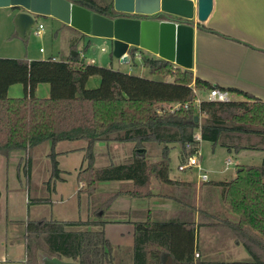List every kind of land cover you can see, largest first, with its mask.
<instances>
[{"label":"trees","instance_id":"trees-1","mask_svg":"<svg viewBox=\"0 0 264 264\" xmlns=\"http://www.w3.org/2000/svg\"><path fill=\"white\" fill-rule=\"evenodd\" d=\"M66 1L107 19L138 17L117 12L114 0ZM155 17L168 19L165 14ZM63 30L78 34L79 42L86 37L66 24ZM138 52V48L130 50L133 62ZM141 60L151 76L163 80L80 65L79 54L61 61L0 58V159H9L14 151H25L32 161L30 155L40 148L51 145L54 150L61 142L83 140L88 146L86 167L77 175L78 184H83L81 193L98 196L99 183H123L118 191L99 194V210L108 209L123 195L152 198L157 182L187 188L186 200L170 197L193 215L203 217L206 212L200 208L196 184L170 180L171 150L179 146L183 157L195 155L200 148L199 134L202 141L220 145L229 153H264V102L244 93L240 94L245 98L242 101L205 100L198 107L195 91L204 93L220 87L168 61L143 56ZM93 76L102 79L98 90L86 87ZM14 84L24 86V97L8 98V88ZM40 84H51L50 98L35 96ZM177 104L181 105L177 110L165 109ZM97 143L133 145L129 162L97 168ZM212 184L221 188L225 207L238 217L232 220L219 216V223L250 253L248 264H264V161L260 166H238L234 180ZM104 226L103 221L28 220L25 264H40L42 254L77 264L112 263L121 248L109 242ZM198 226L195 220L136 222L133 264H164L167 256L172 264H200L194 259Z\"/></svg>","mask_w":264,"mask_h":264},{"label":"crops","instance_id":"crops-1","mask_svg":"<svg viewBox=\"0 0 264 264\" xmlns=\"http://www.w3.org/2000/svg\"><path fill=\"white\" fill-rule=\"evenodd\" d=\"M18 11L19 9L15 10L14 18ZM170 18L173 19V17ZM172 19L157 18L154 20L178 23ZM188 26L193 28L192 34L185 31L180 37L175 30H168V33L160 29L157 30L153 38L150 39L151 45L156 48V51L138 48L137 54L140 57L137 56L134 62L130 58L128 64L140 65L142 56L168 61L175 68L190 71L195 77L214 86L228 91H236L239 94H250L264 102V0H214L213 11L206 22L200 23L195 19ZM88 38L90 37L85 39ZM29 61H33V59H29ZM141 69L149 71L143 67ZM113 70L125 73L120 69ZM90 81H94L92 82L94 86H89ZM14 85H18L16 86L17 93L23 91V95L11 97L9 92L13 85H10L7 91L8 98L24 97V86L22 84ZM101 85L102 79L96 76L88 80L86 87L87 89L92 88L90 90H98ZM39 86L45 87L43 88L45 93L35 96L40 99L50 98L51 84H40ZM240 97L245 100L243 99L244 95H240ZM262 155L261 165L264 161L263 152ZM178 173L180 174L171 171L170 180L180 184H196L201 200L200 208L206 212L203 217L199 213L193 215L191 210L183 208L180 201L175 199L186 200L189 195L187 188L183 189L177 185H161L154 182V197L135 199L123 195L118 197L106 210H99L101 205L99 194L107 193L99 190L100 183L98 184V196L86 194L94 212L92 219L81 222H105L106 238L115 248H121L118 255L113 257V262L109 264H133L136 222L159 223L172 220L183 223L195 220L196 224H199L196 228L197 245L194 259L200 264H248L251 260L250 253L242 244L237 243L227 227L218 221L220 217L232 220L238 218L225 207L221 188L213 185L212 181L200 182L199 175L196 180H190L182 177L181 173L183 172H180L179 169ZM235 178L236 174L216 183L229 182ZM82 188L83 184H79V193ZM170 196H175V198ZM116 206L118 207L115 208ZM116 211H118L117 214H121L122 219L113 217V212ZM164 264H172V258L167 256L164 259Z\"/></svg>","mask_w":264,"mask_h":264},{"label":"rangeland","instance_id":"rangeland-1","mask_svg":"<svg viewBox=\"0 0 264 264\" xmlns=\"http://www.w3.org/2000/svg\"><path fill=\"white\" fill-rule=\"evenodd\" d=\"M14 13L15 10L11 8H0V58L61 61L64 57L79 54L80 65L113 67L129 75L163 80L141 69L142 60L140 65H136L122 63L115 58L112 55V45L107 39L92 36L85 39L87 35L79 42L78 34L65 32L62 22L50 16H35V25L29 37L25 39L16 37ZM39 25L43 26L40 36L37 35ZM75 44L78 45L76 50H73ZM94 48L97 50L95 51ZM167 80L172 81L170 78ZM92 82L94 81H90L89 86H94ZM16 86L18 85H13L9 92L11 97L23 95V91L17 93ZM43 88L45 87L38 85L35 95H44ZM196 92L195 96L198 100L206 99L209 93V91ZM228 92L232 101H242L240 94ZM48 95L50 96V93ZM198 137L200 148L193 156L183 157L179 146H174L171 150V171L175 174H180L178 166L184 163V159L190 157L198 159L213 183L235 175L238 166L261 165L262 152L246 150L229 153L226 148L220 145L214 146L210 142L202 141L199 135ZM87 146V142L83 140L65 141L59 143L54 150L48 145L35 151L30 155L32 161L25 151H14L9 159H0V264H25L24 236L28 220L46 218L74 222L92 219L94 209L88 202L86 194L78 192L77 182L79 171L86 167ZM132 150L131 144L97 143L95 165L97 168H105L111 164H126L129 162ZM154 159L152 157V160ZM229 160L231 165L227 164ZM54 162H57V166ZM198 175L196 168L181 173L182 177L190 180H196ZM122 185V182L116 181L100 183L99 190L115 192L120 190ZM113 213L114 218L122 219L121 214H117L118 211Z\"/></svg>","mask_w":264,"mask_h":264},{"label":"water","instance_id":"water-1","mask_svg":"<svg viewBox=\"0 0 264 264\" xmlns=\"http://www.w3.org/2000/svg\"><path fill=\"white\" fill-rule=\"evenodd\" d=\"M0 8L21 10L14 18L16 33L21 39L29 37L35 16H50L85 35L107 39L113 48L112 55L128 63L133 48L156 51L150 39L159 29L165 33L175 30L178 37L185 31L192 34L193 28L188 24L195 19L206 22L213 11L214 0H114L117 12L138 16L116 19L104 18L66 0H0ZM158 14H165L169 19L173 17L178 23L154 20L159 18H155ZM39 261L40 264H77L48 254L40 255Z\"/></svg>","mask_w":264,"mask_h":264},{"label":"built area","instance_id":"built-area-1","mask_svg":"<svg viewBox=\"0 0 264 264\" xmlns=\"http://www.w3.org/2000/svg\"><path fill=\"white\" fill-rule=\"evenodd\" d=\"M42 29H43V26L39 25V30L37 32L38 36L41 35V30ZM137 56L140 57L139 54H137ZM196 94H197V92L195 91V95ZM205 100L209 101V102H215V103H227V102L232 101L231 97H230V93L228 92V90H223V89H220V88H217V87H215L211 91H209L208 96H207L206 99H204V100L199 99L198 100V98H197V102H196L197 106L199 107L201 102H203ZM180 106H181L180 104L173 105L172 107H168V110H171V111L172 110H177V109H179ZM185 107L187 108V105H185ZM198 140H199V137H198ZM227 164L231 165V160H229ZM193 168H196L198 170L200 182L206 183V182L210 181V177H209L208 173L201 167V165H200V163H199L197 158L190 157L188 159H184V163H182V164H180L178 166V169H179L180 172H184V171H187V170H192Z\"/></svg>","mask_w":264,"mask_h":264},{"label":"flooded vegetation","instance_id":"flooded-vegetation-1","mask_svg":"<svg viewBox=\"0 0 264 264\" xmlns=\"http://www.w3.org/2000/svg\"><path fill=\"white\" fill-rule=\"evenodd\" d=\"M19 11H21V10H19ZM128 17V16H127ZM131 18V17H130Z\"/></svg>","mask_w":264,"mask_h":264}]
</instances>
